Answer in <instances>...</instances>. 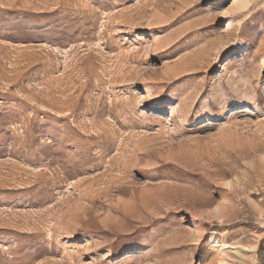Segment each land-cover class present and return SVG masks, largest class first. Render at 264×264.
Masks as SVG:
<instances>
[{
  "label": "rangeland",
  "instance_id": "rangeland-1",
  "mask_svg": "<svg viewBox=\"0 0 264 264\" xmlns=\"http://www.w3.org/2000/svg\"><path fill=\"white\" fill-rule=\"evenodd\" d=\"M233 2L0 0V264H264V0Z\"/></svg>",
  "mask_w": 264,
  "mask_h": 264
},
{
  "label": "bare ground",
  "instance_id": "bare-ground-1",
  "mask_svg": "<svg viewBox=\"0 0 264 264\" xmlns=\"http://www.w3.org/2000/svg\"><path fill=\"white\" fill-rule=\"evenodd\" d=\"M250 4H251V0H234L233 5H232V10L236 15L241 16L242 13L248 9ZM159 23H162V22H159ZM226 25H227L226 30H230L233 27L230 21H227ZM212 243H213V246H212V251H211V259H210V262L208 263L210 264H230L229 260H227V257L231 255L227 251V248H229L228 247L229 245L227 246V243L225 242H223L220 245H217L218 243L215 239L212 240ZM252 251L255 254V252L257 251V245L252 249ZM254 254H252V257L254 256ZM253 262L254 264H256L257 259L253 258ZM248 264H251V262H248Z\"/></svg>",
  "mask_w": 264,
  "mask_h": 264
}]
</instances>
